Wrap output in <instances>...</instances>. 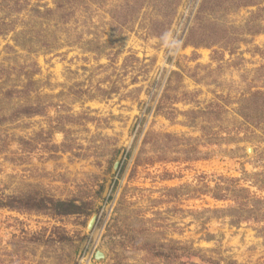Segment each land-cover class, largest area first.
I'll use <instances>...</instances> for the list:
<instances>
[{
    "label": "rangeland",
    "instance_id": "374dc122",
    "mask_svg": "<svg viewBox=\"0 0 264 264\" xmlns=\"http://www.w3.org/2000/svg\"><path fill=\"white\" fill-rule=\"evenodd\" d=\"M0 264H264V0H0Z\"/></svg>",
    "mask_w": 264,
    "mask_h": 264
},
{
    "label": "water",
    "instance_id": "95a60500",
    "mask_svg": "<svg viewBox=\"0 0 264 264\" xmlns=\"http://www.w3.org/2000/svg\"><path fill=\"white\" fill-rule=\"evenodd\" d=\"M95 220H96V217H95V216H93V217L90 219V221H89V223H88V226H87V228H88L89 230H91V229L93 228V226H94V224H95ZM96 257L99 258V253H97Z\"/></svg>",
    "mask_w": 264,
    "mask_h": 264
}]
</instances>
